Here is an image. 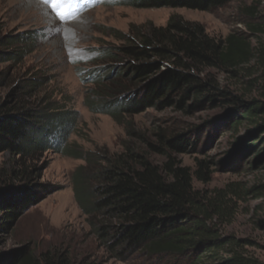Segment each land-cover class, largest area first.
Segmentation results:
<instances>
[{"label":"trees","instance_id":"1","mask_svg":"<svg viewBox=\"0 0 264 264\" xmlns=\"http://www.w3.org/2000/svg\"><path fill=\"white\" fill-rule=\"evenodd\" d=\"M100 1L141 9L211 11L232 0ZM257 10L256 4L246 6L247 31L224 38L179 15H170L162 26L132 25L127 33L110 29L120 44L102 55L118 67H111L105 75L97 67L80 72L84 82L95 84L91 99L98 103H91V108L123 124L128 137L143 146L124 142L120 151L103 156L70 152L85 162L71 178L75 201L95 244L109 259L130 264H262L234 252L227 256L244 241L222 232L229 215L223 206L224 191L210 197L195 188L194 179L202 183L210 179L206 161L196 159L192 170L177 157L196 152L199 136L157 130L151 140L129 120L125 122L149 108H174L186 115L219 110L195 131L214 126L219 133L238 134L245 128L240 136L245 145L255 142L260 134L264 143V71L249 81L257 91L254 97L247 98L224 82L240 78L255 57L258 63L263 60L246 35L264 32V19L252 22ZM34 40L32 35V40L23 44L19 34L6 36L0 39V48L21 43L25 53ZM17 57L20 54L14 51L0 50V63ZM15 106L0 104V153H10L17 164L10 170L0 169V236L9 235L22 214L36 203L35 187L28 185L31 172L23 162L64 143L69 131L65 130L72 124L66 116H49L47 109L37 112ZM152 155L163 161L155 162ZM17 180L23 185H16ZM0 264L102 263L91 252L77 253L70 247L38 250L27 242L0 251Z\"/></svg>","mask_w":264,"mask_h":264},{"label":"rangeland","instance_id":"2","mask_svg":"<svg viewBox=\"0 0 264 264\" xmlns=\"http://www.w3.org/2000/svg\"><path fill=\"white\" fill-rule=\"evenodd\" d=\"M251 4H256L258 8L257 18L252 21L258 24L264 19V0H232L211 11L141 9L107 1L79 0L72 16L63 21L51 13L43 0H0V39L19 34L23 44H28L32 35L35 36V42H31L25 53L21 43L10 49L0 48L20 54L15 61L0 63V104L37 112L47 109L49 116L60 114L72 121L65 130L69 131L64 143L56 144L54 149L23 162L31 172L28 185L35 187L36 203L22 214L9 235L0 236V251L7 252L30 242L38 250L70 247L77 253H93L102 264H130L109 259L95 244L90 226L75 201L71 183L72 175L85 162L71 153L92 152L103 156L120 151L124 142L143 146L136 138L128 137L123 124L91 108V103H98L96 99H91L95 84L84 82L80 72L97 67L105 75L111 67H118L115 66L118 63L102 55L107 49L120 44L110 29L127 33L132 25L162 26L170 15H179L199 22L207 33L224 38L232 32L247 31L243 10ZM246 35L255 54H262L263 60L258 63L255 57L248 70L241 71L240 78H227L224 82L231 90L250 98L257 96V91L249 81H255L264 71V32ZM218 112L200 111L186 115L174 108L160 111L149 108L125 119V122L129 120L136 130L151 140L155 139L157 130L199 136L196 152L177 157L182 165L192 170L196 168V159L206 161L210 179L205 183L194 179L195 188L210 197L224 191L223 206L229 215L222 232L244 241L242 246L227 252V256L234 252L264 264L262 134L255 137V142L245 145L240 139L245 128L238 134L232 131L219 133L214 126L195 131L203 125V121ZM152 159L163 161L155 155ZM16 165L10 153H0V169L10 170ZM23 183L19 180L15 182L18 186Z\"/></svg>","mask_w":264,"mask_h":264},{"label":"snow or ice","instance_id":"3","mask_svg":"<svg viewBox=\"0 0 264 264\" xmlns=\"http://www.w3.org/2000/svg\"><path fill=\"white\" fill-rule=\"evenodd\" d=\"M77 2L78 0H43L51 13L60 21L72 16Z\"/></svg>","mask_w":264,"mask_h":264}]
</instances>
